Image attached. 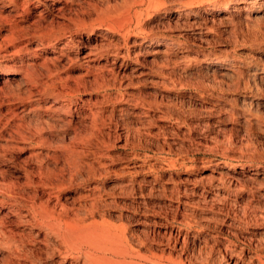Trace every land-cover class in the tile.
<instances>
[{
    "label": "rangeland",
    "instance_id": "rangeland-1",
    "mask_svg": "<svg viewBox=\"0 0 264 264\" xmlns=\"http://www.w3.org/2000/svg\"><path fill=\"white\" fill-rule=\"evenodd\" d=\"M91 1H82L81 26L68 18L76 9L66 17L51 1L42 23L33 3L21 10L26 17L0 4L20 26L65 32L62 43L26 32L16 42L0 23V86L11 84L5 99L16 98L9 106L28 103L33 90L36 115L56 119L20 113L2 120L0 200L20 206L37 198L67 211L115 264H235L229 258L237 251L243 264H259L264 0ZM26 44L35 57L21 70L28 79L17 83L21 73L9 75L5 65ZM52 105L57 111L47 110ZM3 207L0 226L18 238L0 235V264L74 262L27 209Z\"/></svg>",
    "mask_w": 264,
    "mask_h": 264
},
{
    "label": "bare ground",
    "instance_id": "bare-ground-1",
    "mask_svg": "<svg viewBox=\"0 0 264 264\" xmlns=\"http://www.w3.org/2000/svg\"><path fill=\"white\" fill-rule=\"evenodd\" d=\"M48 1H51L52 2V6L54 7H50V8H53L55 10H57V12H59V14L61 13V15H66L67 17V14L68 13H71L73 12L75 9V13H73L72 15H69L68 18L70 20V22L72 23H78L79 26H81L80 23H84L83 22V19L85 17V8L83 6H81L82 4V1L83 0H0V4H2L4 7H8V6H11L13 7V9H15V12H16V15L17 17H26L24 16L23 13H21V10H23L24 13H26L25 10L29 11L31 9L30 8V5L31 3H33V8L35 7V14H34V18H37L39 19L38 21L35 19L34 21L36 22H41L45 19V13L47 12L48 10ZM93 1V0H92ZM91 1V2H92ZM103 1V0H102ZM107 1V0H106ZM259 1V0H257ZM50 2V3H51ZM89 2V1H88ZM86 1V3H88ZM94 2H96V0H94ZM42 3L44 6H46L45 8L43 9H39L40 7V4ZM263 3V1L261 2ZM95 3H93V6H94ZM97 4V3H96ZM95 4V5H96ZM101 4V3H100ZM103 4V2H102ZM106 4V3H105ZM260 4V3H259ZM84 5V4H83ZM87 5V4H86ZM92 6V5H91ZM98 6V5H97ZM104 6V4H103ZM1 8V7H0ZM84 8V9H83ZM104 8V7H101V9ZM11 9V8H10ZM29 9V10H28ZM52 9V10H53ZM78 9V10H77ZM97 9V8H96ZM237 9V8H236ZM12 10V9H11ZM44 10L45 13L43 12ZM99 10V9H98ZM2 11V10H1ZM7 11V10H6ZM88 11V10H87ZM56 12V13H57ZM88 13V12H87ZM221 13V12H220ZM10 14V13H9ZM31 14V13H30ZM58 14V13H57ZM76 15L73 16V15ZM8 15V13H7ZM3 16L1 13H0V23L2 22H5L3 26H8V33L4 36L5 38H7L6 40H9V41H16V42H23V38H22V34H24V32H26L25 34L27 35H31L34 39L36 38H40L42 39L44 42H51L52 39H54L56 42H61L63 40V34H65V32L63 34H61L60 32H54L50 29H44V28H40L38 25L33 27L32 26H20L18 22H16L15 18L14 20L12 19L13 17V14H12V17L11 16ZM11 15V14H10ZM15 15V14H14ZM33 15V13H32ZM11 17V18H10ZM31 17V16H30ZM57 17V16H56ZM33 18V19H34ZM32 19V20H33ZM65 19V18H64ZM45 21V20H44ZM52 21V20H51ZM21 22V21H20ZM35 22V24H36ZM54 24V22L52 23ZM62 25V24H61ZM63 26V25H62ZM67 28V26H66ZM1 30V29H0ZM61 30V29H60ZM59 30V31H60ZM63 30V29H62ZM1 33V32H0ZM9 34V35H8ZM24 37V36H23ZM4 38V39H5ZM33 39H28L27 41H31ZM36 41V40H35ZM66 42V41H65ZM62 43V42H61ZM22 44V43H21ZM46 44H49V43H46ZM28 44L26 45H22L21 48H20V53H22V55L19 53L18 55L17 54H14V57L11 58L12 60L7 64L5 65V67L7 68L5 72H7L9 75H16L17 73H23V68L25 67V64L26 63H29V62H25L28 58H31V57H35L34 54H32V49L30 47L27 46ZM48 47V46H47ZM46 47V48H47ZM50 47V46H49ZM54 48V47H53ZM38 46L34 48V51L37 55H39L37 52L38 50ZM61 50V53L65 56L66 52V49L62 46V48H60ZM68 49V48H67ZM53 51V50H52ZM88 54L92 53V52H87ZM68 56V55H67ZM80 56V55H78ZM49 57V56H48ZM70 57V56H69ZM83 57V56H82ZM17 58L20 59V61L18 63H20L19 65L21 67L17 68V66H15V63L14 60H16ZM74 58V57H73ZM58 59V58H57ZM30 60V59H29ZM74 60V59H73ZM32 61V60H31ZM34 61V60H33ZM47 59H45V63H46ZM59 61V60H58ZM36 62V61H35ZM54 62V61H53ZM25 63V64H24ZM31 63V62H30ZM55 63V62H54ZM36 64V63H34ZM42 64V63H41ZM39 65H40V62H39ZM44 65V64H43ZM28 66V65H27ZM37 66V65H36ZM46 66V64H45ZM48 67H51V66H48ZM29 68V66H28ZM27 68V69H28ZM26 69V68H25ZM27 71V70H26ZM24 72L25 74H22L21 73V78L22 79H19V78H16V77H13L12 78V81L14 82H17V83H21L22 80H27L28 77H29V73L27 72ZM5 72H4V75H5ZM30 72V71H29ZM31 73V72H30ZM7 75V74H6ZM32 75V74H31ZM8 78V77H7ZM6 81V80H5ZM29 81V80H28ZM27 81V83H28ZM3 82V81H2ZM23 83V82H22ZM7 82H4L3 85L0 86V129H3L5 127V125L2 124V120H5L4 118L5 117H8V116H12L13 118H18L19 117V114L20 113H28L29 116L32 115V114H35V116H37V121H40V122H45V123H49L50 120H56L54 118V116H52L49 112L45 111L44 114H40V115H36L38 109L40 108V104L38 103L39 102V94H37L36 92H34L33 90H30L29 94L27 95V98L28 99V103H21V104H14L13 107L9 106L10 103H15L16 102V98H6V96L9 97V95H6L7 92H8V88L10 89V85L9 83L7 84ZM13 84V83H12ZM26 84V82H25ZM23 85V84H22ZM16 86V85H15ZM20 86H18L19 88ZM25 87V86H24ZM18 88L16 90H18ZM22 88V87H20ZM23 89V88H22ZM15 90V89H14ZM15 90V91H16ZM11 91V89L9 90V92ZM13 93V92H12ZM19 94V93H17ZM16 94V95H17ZM42 94V93H41ZM53 94V93H52ZM62 99V98H61ZM24 100V99H23ZM26 101V100H25ZM49 101V100H48ZM56 101V100H55ZM47 102V101H46ZM54 103V102H53ZM7 104V106H6ZM39 104V106H38ZM5 105L7 108L6 110L3 109L2 107H5L3 106ZM64 105V104H63ZM28 106V107H27ZM50 106V105H49ZM47 106V107H49ZM61 108V107H60ZM48 111H57L55 106L52 105L51 107L47 108ZM43 111V110H42ZM40 112V111H39ZM27 114V116H28ZM38 114V113H37ZM61 115V114H60ZM10 116V117H11ZM26 118V117H25ZM8 119V118H6ZM12 119V118H10ZM20 119H22L20 117ZM32 119V118H31ZM15 120V119H14ZM18 120V119H17ZM16 120V121H17ZM60 120V119H59ZM72 120V119H71ZM10 121V120H9ZM35 121V120H33ZM36 121V122H37ZM65 121V120H64ZM35 122V123H36ZM54 122V121H53ZM71 122V121H69ZM14 123V121H13ZM15 123H18V122H15ZM56 123V122H55ZM52 124V122H51ZM13 125V124H12ZM15 125V124H14ZM42 125V123H41ZM47 125V124H46ZM18 126H20V124H18ZM17 126V127H18ZM37 126V125H36ZM22 127V126H21ZM61 127V126H60ZM7 132V131H6ZM21 133V129L19 130L18 128V133ZM13 134V132H12ZM32 134V133H30ZM7 136V135H6ZM13 136V135H12ZM13 138V137H12ZM11 188V187H10ZM14 188V187H13ZM11 190V189H10ZM10 190L8 191L9 193H6L7 197H9V199H13L12 201H16L17 198L14 196L15 193H16V190L15 192H10ZM14 191V189H12ZM11 190V191H12ZM19 193V192H18ZM53 194L50 193V196H52ZM5 196V195H4ZM6 197V198H7ZM35 198V197H34ZM51 198V197H50ZM49 198V199H50ZM4 199V198H3ZM19 201V199H18ZM0 204H1V207L4 206V207H8L10 206V208L12 207L13 208V212H16L17 214L18 213H22V210L24 209H27V212H30L32 214V219L34 218V222L36 225L40 226L41 228H45L46 230L50 231L52 234H54V236H56V238H58L61 242L60 245H64V249L65 250V258L67 261L68 259H73L74 262H72V264H112L113 261L111 260L112 257L110 255H112V252L111 254L108 256V253H110L109 251H111L110 249H108L107 247H104V246H100L98 244H96L95 242H92V240L90 239V242H87V237L84 235V232L85 230L81 227H76L74 226L73 224V221H72V216L70 217V215L68 214L67 211H59L58 208H56V206H51V204L46 200V201H42L41 199L40 200H37V198H35L31 204H25V205H20V206H14L13 203L11 202H8V200H0ZM11 204V205H10ZM55 205V204H54ZM59 205V204H58ZM3 207V208H4ZM11 210V209H10ZM12 212V211H11ZM24 213V212H23ZM22 213V214H23ZM26 213V212H25ZM16 214V215H17ZM75 215V214H74ZM2 216V215H1ZM12 216V215H11ZM19 216V215H18ZM5 217V216H4ZM1 218L0 217V225H2L3 223L5 224V219ZM13 217V216H12ZM24 217V215H23ZM80 217V216H79ZM258 217V216H257ZM6 218V217H5ZM75 218V216H74ZM73 218V219H74ZM83 218V217H81ZM31 219V220H32ZM84 219V218H83ZM18 220V219H17ZM20 220V219H19ZM24 220V219H23ZM22 220V222H23ZM78 220V219H77ZM82 220V219H81ZM84 221V220H83ZM30 222V221H29ZM258 222H261L260 225L262 226V234H264V217L261 218V220H259ZM33 223V221H32ZM78 225V224H77ZM7 227V226H6ZM187 232V231H186ZM9 233V232H8ZM6 232V230L0 226V235L4 238H6L8 241H12V240H15L18 238H15V233L13 235V232L11 233L10 231V234H8ZM46 233V231H45ZM49 234V233H48ZM51 234V235H52ZM18 235V234H16ZM49 235V236H51ZM46 236V235H45ZM185 238V237H184ZM21 239V238H20ZM5 240V239H4ZM177 240V239H176ZM22 241V240H21ZM46 241V240H45ZM18 242V241H17ZM49 243V242H48ZM177 243V242H176ZM232 244V243H231ZM16 245V244H15ZM225 245H228V244H225ZM261 245V244H260ZM184 246V245H183ZM58 247V246H57ZM261 247V246H260ZM62 248V249H63ZM181 249V248H180ZM256 248H254V251H255ZM258 249V248H257ZM259 250V249H258ZM169 252V251H168ZM229 252V251H228ZM262 252V251H260ZM62 253V252H61ZM242 253V251H241ZM264 253V252H263ZM237 254H238V251H237ZM232 254V256L230 255V260L231 263H233L234 261V257L237 258V262L235 264H243V260L245 261V258L243 256V254ZM255 256L258 258V261H259V264H264V255H262L261 253H258L257 250L254 252ZM74 255V256H73ZM229 256V255H228ZM118 257V256H117ZM62 258V257H61ZM137 258L142 260V259H146L145 261L149 262V263H153V260L149 259V258H145L141 253L137 254ZM254 258V257H253ZM252 258V259H253ZM84 259V260H83ZM247 259V258H246ZM251 259V260H252ZM65 260V261H66ZM114 260H117V259H114ZM250 260V262H251ZM64 261V260H63ZM177 261V260H176ZM228 261V260H227ZM54 262V261H53ZM70 262V261H69ZM230 262V261H229ZM71 263V262H70ZM117 263H121L120 261H116V264ZM66 264V263H65ZM115 264V263H113ZM138 264V263H137ZM139 264H142V263H139ZM154 264H165L164 261L162 260H156L154 261ZM252 264V263H251ZM255 264V263H254Z\"/></svg>",
    "mask_w": 264,
    "mask_h": 264
}]
</instances>
